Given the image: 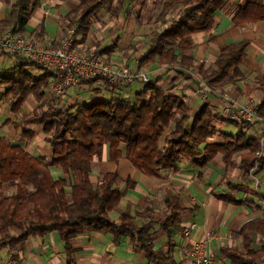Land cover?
Wrapping results in <instances>:
<instances>
[{
    "label": "trees",
    "instance_id": "trees-1",
    "mask_svg": "<svg viewBox=\"0 0 264 264\" xmlns=\"http://www.w3.org/2000/svg\"><path fill=\"white\" fill-rule=\"evenodd\" d=\"M127 1L81 0L77 9L66 16L68 20L73 19L68 29L77 23V34L84 40L98 11L107 7L114 17ZM5 2L10 10L0 22V35L8 30L25 35L31 14L40 7L41 0ZM230 2L165 0L157 19L164 21L178 5L182 10L163 31L152 37L138 68L161 62L201 70L202 64L197 63L194 56L191 35L210 30L217 12ZM234 19L237 22L264 19V2H247ZM40 29H43L42 25ZM248 45V40H242L220 51L216 68L204 73L203 77L211 89L227 81L233 71H238ZM12 57L19 59L18 64L0 70V85L5 87L0 91V105L12 96L11 111L17 114L30 96L38 102L45 99L54 74L25 57ZM101 80L107 84L102 77L81 79L79 83L92 86ZM160 81L161 78L157 77L141 83L139 91L132 97H124L120 91L133 83L126 87H109L114 93L110 98L77 106L63 107L60 100L48 106L40 103L22 120L23 134L31 139L35 133L30 127H41L52 148L50 162L0 136V250L24 244L29 237H42L57 231L70 252L74 238L96 232L111 234L115 242L129 238L154 264H180L171 252L174 246L172 229L179 226L180 216L185 211L179 198H165L168 212L162 217L154 216V210L148 206L137 214L148 218L141 224L137 223V216L126 213L113 220L109 213L120 204L124 191L117 186L119 176L116 172L103 173L98 184H93L90 174L94 157L101 154L104 145H108L111 157L117 159L124 154L134 166L151 177H159L163 170H177L182 162L204 168L219 153L224 155L229 166L239 164L243 176L248 177L256 164H264V157L261 138L248 135L256 122L223 118L213 113L208 105L192 118L186 102L180 96L167 93ZM260 85L264 91V79ZM258 113L264 117V102ZM219 122L236 125L237 134H223L221 142L213 140ZM163 137L165 143L160 147ZM239 153L240 161L235 157ZM51 166L61 167L65 176L54 177ZM6 185L15 186V192L5 194ZM252 224L264 226V221L255 220ZM155 225L167 235L171 244L169 251L156 247L152 238ZM251 228L245 225L243 232ZM14 229L19 233H13ZM262 254L264 248L261 251L249 247L245 252L230 251L233 264H256Z\"/></svg>",
    "mask_w": 264,
    "mask_h": 264
},
{
    "label": "crops",
    "instance_id": "crops-1",
    "mask_svg": "<svg viewBox=\"0 0 264 264\" xmlns=\"http://www.w3.org/2000/svg\"><path fill=\"white\" fill-rule=\"evenodd\" d=\"M80 1L41 0L40 7L31 14L25 35L39 37L47 44L59 45L70 26V21L73 20H68L66 16L77 9ZM131 1L128 0L114 17L107 7L98 11L86 39L82 40L81 36L76 34V46L80 49L95 50L105 59L131 67L138 66V62L151 45L152 37L163 31L168 24L163 22L162 29L158 28L156 32L147 34L146 26L149 20L156 11L159 15L165 0H158V4H155V0H137L134 4H131ZM253 1L264 2V0H231L217 12L215 24L210 30L191 35L194 56L197 63L202 64L201 70L186 69L161 62L142 68L149 73L151 79L160 77V84L167 93L180 96L186 102L192 118L204 105H208L213 113L223 118L228 117L223 113L224 102L220 97L222 92L229 93L240 102L252 100L259 104V107L264 102V91L260 85L264 79V19L239 22L234 19L247 2ZM180 9L182 10L181 5ZM9 10L10 7L5 0H0V22ZM41 25L43 29H40ZM77 25L74 23L72 26L76 27V32ZM242 40H248L249 45L238 71H233L227 81L211 89L204 81V73L216 68V60L224 47ZM5 56L10 60L7 67L0 70L18 64L19 59L7 54ZM104 83L102 80L92 86L79 83L77 86L81 87L82 92L86 93L87 90L94 89L98 94L90 101L82 103H90L114 95L112 91L103 93V89L107 88ZM140 84L134 82L132 86L120 92L126 97L135 96ZM70 91L61 106L82 104L78 102L81 97L78 95L80 94L78 88L76 87L74 92ZM10 97L0 105V136L12 145H20L9 140L16 137V131L21 128L22 136H25L22 123L27 115L25 111L33 113L40 103L48 106L58 97L48 87L42 102L30 96L17 114L11 111L12 103L9 102L10 100L13 102V98ZM20 115L23 116L19 120ZM217 126L218 133L213 140L219 142L223 141V134L235 136L238 132V127L230 122H219ZM261 127L259 124L256 125L253 130L248 131V135L261 138L264 157V134ZM15 128L18 130H13ZM30 128L35 136L32 145L26 150L50 162L52 148L45 145L46 135L40 126L32 125ZM164 143L163 137L160 147H163ZM235 157L240 161L241 153L235 154ZM178 166L177 170H163L159 177H151L143 173L140 167L134 166L124 154L117 159L111 157L108 145H104L101 154L96 155L92 161L90 178L94 185L98 184L99 176L105 172H116L123 179L121 187L124 196L120 204L109 213L113 220H117L123 213L137 216L148 206L154 210V216L162 217L168 212L165 198L177 196L180 206L185 211L180 216L179 226L172 229L174 246L171 252L180 264H188L185 258L186 245L203 239L205 234L212 230L215 231L216 237L209 243V248L214 254L216 264H233L230 251L245 252L248 247L261 251L264 248V226L252 224L255 220L264 221L263 163L256 164L250 170L248 177L243 176V169L239 164L234 167L229 166L221 153L204 168H196L186 162ZM51 172L56 178L65 176L59 166H51ZM70 190L71 188L68 187V191ZM139 218H142L140 223ZM147 219L136 217L138 224ZM190 223H195L196 228L191 233V239L187 240L181 235L180 228ZM245 225H250L252 228L243 232ZM152 238L157 248L170 250L171 244L167 235L158 225L153 228ZM71 244L72 250L68 252L57 231L42 237H29L24 244L1 249L0 264H8L10 260H15L16 264H154L147 260L145 252L138 250L136 244H133L129 238L115 242L111 234L92 232L79 235ZM256 264H264V254L256 259Z\"/></svg>",
    "mask_w": 264,
    "mask_h": 264
},
{
    "label": "built area",
    "instance_id": "built-area-1",
    "mask_svg": "<svg viewBox=\"0 0 264 264\" xmlns=\"http://www.w3.org/2000/svg\"><path fill=\"white\" fill-rule=\"evenodd\" d=\"M76 27L69 28L59 45L45 43L39 37L27 36L8 30L0 35V52L25 57L32 62L46 67L54 74L49 84V90L58 98L67 90L78 85L81 79L90 80L105 78L111 87H126L134 82L147 83L151 80L149 73L138 66L119 63L103 58L95 50L80 49L76 46ZM224 102L223 113L235 120H246L261 125L264 134V117L260 116L259 104L252 100L238 101L229 93H220ZM196 224L190 223L180 228L181 235L191 239V233ZM216 237L214 230L205 234L201 240L190 242L185 248V258L188 264H216L209 243ZM8 264H16L10 260Z\"/></svg>",
    "mask_w": 264,
    "mask_h": 264
},
{
    "label": "rangeland",
    "instance_id": "rangeland-1",
    "mask_svg": "<svg viewBox=\"0 0 264 264\" xmlns=\"http://www.w3.org/2000/svg\"><path fill=\"white\" fill-rule=\"evenodd\" d=\"M155 2V4L157 3L158 4V0L156 1H154ZM134 3H137V0H132L131 1V4H134ZM180 11H181V9H180V5H178V9H177V7L174 9V10H172L169 14H168V16H167V18H165V20L164 21H161V20H159V19H157V17H158V11H156L153 15H152V17H151V19L149 20V22H148V25L146 26V27H148L147 28V34L149 33V32H151L152 33V31H154V32H156V30L158 29V28H160V29H162V27H163V22H164V24H169L173 19H175V18H177V16L180 14ZM10 57V56H9ZM15 58V57H14ZM10 60V59H9ZM8 59H7V56H5L4 54H1L0 53V68H2V69H4L5 67H7V64H8V61H9ZM105 84V83H104ZM105 85H107V88L105 89H103V93H107V92H110V90H109V87H111L110 85H108V84H105ZM79 86V85H78ZM77 85H75V86H73V87H71L70 89H68L67 90V92L65 93V95L63 96V97H61V98H57L58 100H60V102H61V104H63V102L65 101V97L68 95V91H70V92H74V90L76 89V87L78 88V91H79V93L80 94H78L79 96H81L79 99H78V102L79 103H82V102H87V101H90L94 96H96V95H98L97 94V92H95L94 91V89L92 90V89H89V90H87L86 91V93H84V92H82V90H81V87H78ZM4 89H5V87L4 86H1L0 85V91H4ZM73 90V91H72ZM133 90V89H132ZM77 92L75 91V93L74 94H76ZM81 94H84V95H81ZM124 96V95H123ZM124 97H126V96H124ZM11 97H9V98H7L6 100H8V99H10ZM57 99H55V101H57ZM10 104L12 103V100H10V102H9ZM25 114H27V115H25ZM25 116H28V115H31L32 114V112H26L25 111ZM23 115H20L19 117H18V119L20 120L21 119V117H22ZM24 116V117H25ZM13 130H18L17 128H15V129H13ZM19 135V137H17V136ZM10 137H11V135H9ZM15 136L16 137H13L12 138V140H9V141H12L14 144H20V145H23L25 148H28L30 145H32V143H33V141H34V139L32 138V139H30V138H27V137H24V136H22V128L21 129H19V131H16V133H15ZM45 145L46 146H48V147H50V145L48 144V142L46 141V143H45ZM114 166H116L114 163H112ZM100 178H101V176H99ZM122 178L121 177H119L118 178V182H117V186L119 187V188H121V189H123L122 187H121V182H122ZM15 192V186H13V185H6L5 186V189H4V193L5 194H7V195H11V194H13ZM159 214H161V212L159 213ZM141 219L142 218H139V223H140V221H141ZM12 232L13 233H15V234H18L19 233V231L18 230H12Z\"/></svg>",
    "mask_w": 264,
    "mask_h": 264
}]
</instances>
